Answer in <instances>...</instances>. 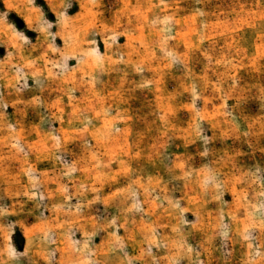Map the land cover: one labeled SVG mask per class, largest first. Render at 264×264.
Here are the masks:
<instances>
[{"label":"rangeland","instance_id":"rangeland-1","mask_svg":"<svg viewBox=\"0 0 264 264\" xmlns=\"http://www.w3.org/2000/svg\"><path fill=\"white\" fill-rule=\"evenodd\" d=\"M0 264H264V0H0Z\"/></svg>","mask_w":264,"mask_h":264},{"label":"trees","instance_id":"trees-1","mask_svg":"<svg viewBox=\"0 0 264 264\" xmlns=\"http://www.w3.org/2000/svg\"><path fill=\"white\" fill-rule=\"evenodd\" d=\"M13 240H14L15 247L17 248V250L22 251V248L24 245V240H23L21 234L16 232L15 235L13 236Z\"/></svg>","mask_w":264,"mask_h":264}]
</instances>
